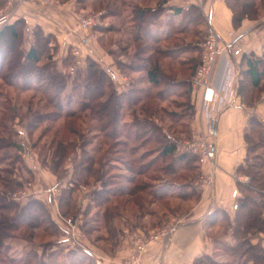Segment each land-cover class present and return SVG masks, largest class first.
Returning a JSON list of instances; mask_svg holds the SVG:
<instances>
[{
	"label": "rangeland",
	"instance_id": "374dc122",
	"mask_svg": "<svg viewBox=\"0 0 264 264\" xmlns=\"http://www.w3.org/2000/svg\"><path fill=\"white\" fill-rule=\"evenodd\" d=\"M92 2L93 12L85 15L101 12V20L105 24L88 30L80 29L90 32L96 41L95 50L90 54L82 50L80 43L78 47L72 45L73 50L80 49V55L75 56L73 50L70 49L73 63L70 67H65L62 60L68 53L60 49L57 36L52 34V62H56L61 70L68 72L74 78L77 70L86 66V58H90L109 72L113 79L112 91L115 90L118 93L116 86L114 87V71L118 72L114 69V59L118 63V58L123 56L122 62L131 63L138 68L136 71H129L121 67L125 71L120 70V72L129 78L127 85L130 84L132 78L138 79L133 82L134 92L127 93V98H133V101H130L132 103L128 105V99L119 98L123 111H120L118 115L122 123L129 122L133 118H152L177 144V154L197 157L196 168L199 173L194 178L196 172L193 171L194 167H191V164L185 166L184 163H174L169 158H161L158 150L160 143L154 136L148 140L149 133L135 139V128L117 129L116 132L119 133L115 135V140H118L116 143L113 128L103 125L106 119L100 121L90 117L89 110L81 111L74 118L64 117L66 110H77L74 104L75 98L69 102L70 99L64 94L67 90L62 96L57 97L63 105L66 104L62 113L61 110H56L48 103L47 96L41 93L44 88L43 82L23 83L20 79H14L11 76L3 78L7 73L5 69L3 73H0V124L6 123L10 128L5 132L0 126V135H13L14 140L23 144V149L19 151L13 147L0 148V156L4 158L0 168L12 172L17 168L12 176L24 179V186L14 193L15 200L23 205L27 203L29 197L39 200L43 198L44 201H41L46 204L45 206L52 215L55 199L60 197L63 191L74 190L72 203L77 207L69 215H64L59 210L57 216L61 227L59 232H51L53 229L47 232L43 228L35 232L27 228L11 231V237L6 240V247L3 248L8 256L7 259L10 260L8 264H36L37 259L43 260L46 264H103L95 258L91 251H87L86 243L82 241L84 238L73 236L74 232H82L86 240L89 238L88 240L107 247L108 242L114 243L115 240L110 232H123L126 227L139 222L143 225L149 224L152 232L148 239L138 238L136 240L135 251L128 261V264H136L149 241L169 238L170 232L162 233L157 238L154 235L165 228L170 229L175 225L176 217L190 211L195 204V199H187L190 194L188 192H191L188 191L190 185L195 182L194 179L200 180L201 165L212 167L215 163L216 155L212 162H202L197 155L186 151L183 145L192 140L195 134L201 133L205 127L201 117L203 115L201 94L194 92L191 80V104L194 107L192 113L191 108L185 105L186 91L183 82L189 77L192 65L189 63V66L188 60L198 56L197 47L203 52L200 44L211 31L207 18L203 15V19H200L196 25L185 22L184 32L173 29L168 38L166 33H161L166 19L153 28V31L159 33L156 46L165 53L159 51L153 55L149 51L145 55L153 59L158 58L163 71L174 75L171 78L174 84L170 86L165 83V80L158 85H153L147 80L145 72L140 71L144 65L143 57L136 55V44L133 39L135 34L133 7L137 1H119L122 2L118 8L119 20L114 19V0H94ZM115 23L121 24L123 28L121 32L118 33L115 30ZM228 36L231 40H225L224 36L219 34L221 45L228 44L235 37L233 32H229ZM235 41L237 42L236 38ZM232 42L233 45L236 44L234 40ZM31 44L32 32L27 28L24 36V50L27 51ZM114 45L117 46L116 53ZM1 60L0 66L3 65L5 68L6 62ZM77 61H80L79 65ZM239 70L238 68L237 77ZM109 91V88L106 89L107 95ZM247 96L252 99L250 104L256 96H260V99L264 101V90L262 93L253 90V92H248ZM198 97H200V103ZM106 99L107 96L100 100L103 102ZM240 99L242 103L241 96ZM14 114H16L14 119H11ZM196 115L199 117L195 119ZM37 116L40 119H37ZM94 117L98 116L94 115ZM197 119H200L199 125L197 126L198 123H196L194 126L193 121ZM127 133L132 135L130 139H127ZM60 143L66 147V155L56 160L60 164L57 166L53 164L55 160L53 153ZM118 143L122 144L118 145ZM89 156H92L89 164L93 168L91 173H85L86 179L84 180L82 174L81 178L79 177L76 166L81 158H89ZM171 162L173 166L170 165ZM171 170L175 171L171 172ZM9 175L4 176L9 178ZM240 175L245 174L240 172ZM246 177L250 183V176L246 175ZM77 180H79L78 183H76ZM238 189L240 195L243 196L242 188L238 186ZM115 190H118L119 194L114 195ZM131 190L133 193H128ZM95 191L102 193L99 194L101 198L93 202V198L97 196L93 195ZM120 191L125 194L120 195L122 194ZM200 195L199 193V198ZM115 207L117 208L114 212ZM105 210L111 212L113 217L109 219L104 217ZM235 213L233 217L220 213L213 225L207 223V220L204 223L206 232H209L213 238L214 250L211 255L202 258V264H255L252 261H246L245 256L239 261L235 258L237 255L234 250L224 249L221 245V242H229L231 245L235 243L233 226L230 227L227 223L228 219L233 220ZM111 224L114 226L113 231L107 227V225L111 227ZM45 225L50 226V223L46 222ZM255 237L256 235L250 236V240H254ZM139 245L143 248L140 249ZM28 253H37L38 257L30 259L27 257Z\"/></svg>",
	"mask_w": 264,
	"mask_h": 264
},
{
	"label": "trees",
	"instance_id": "16d2710c",
	"mask_svg": "<svg viewBox=\"0 0 264 264\" xmlns=\"http://www.w3.org/2000/svg\"><path fill=\"white\" fill-rule=\"evenodd\" d=\"M67 1V0H61ZM85 1V0H79ZM146 2L144 7L139 5L134 8V43L136 44V55L138 57H143L144 65L140 71H144L149 83L153 85H158L165 80V83L170 86L173 83L171 79L172 74H167L162 69V66L158 58L153 59V57L146 56V52L153 55L162 52L158 48L157 42L159 39V33L153 31L151 25L161 24L162 21L158 20L160 15L163 13L164 4L168 0H142ZM156 1V7H151L150 2ZM116 2L114 0V13L116 9ZM3 3L0 0V5ZM228 7L233 12V24L235 28H238L244 19L256 20L258 19L262 12H264V0H226ZM178 11L181 12L179 9ZM203 13L200 7L191 5L190 8L184 11L183 22L174 25L170 21H165L162 25V32L166 33L167 38L170 36L171 30L183 31V24L187 22L191 25H196L200 19H203ZM200 22V21H199ZM29 28L27 22L24 19H19L12 24H6L0 28V59L5 61L6 64L0 66V73H3L6 69L3 78L11 76L14 79H20L23 83L28 82H43L44 88L41 91L42 94L47 96V102L50 103L56 110L63 113L64 106L62 101L57 97L62 96L64 93L68 96L71 101L75 98L74 104L77 106V110H66L64 112V117L74 118L83 110H89V116L96 118L100 121L105 120L104 126L112 127L114 131V141L117 129L135 128V139H139L145 134L149 133V139L156 138L160 143L158 148L161 158L171 159L174 163H184L185 166L194 167L196 175L197 173V163L198 159L196 156L188 154H177V144L171 140V137L166 132V130L160 126V124L154 122L152 118L141 119L133 118L131 121L122 123L119 112L123 111L122 104L119 102V98L128 99V105L133 98H127V93L134 92L133 82L136 79L132 78L130 82V88L124 92H114L112 91L113 79L109 72L97 64L94 60L86 58V66L84 68H79L77 74L72 78L68 72L61 70L56 62H52L51 53V42L53 35L46 33L40 26H34L29 28L32 32V44L29 46L27 51L24 50V36L25 29ZM183 29V30H182ZM169 33V34H168ZM191 46V45H190ZM198 46V44H197ZM193 47V46H192ZM191 47V49H192ZM199 50V54L196 58L191 57L190 62L191 68L189 72V77L184 80V86L186 91V102L188 108H191L192 113L194 112L193 104H191V80L195 73L196 67L200 63L202 49ZM73 56L70 51L63 58L62 62L65 67H70L73 63ZM135 57L133 56V60ZM118 67H121L129 71H136L138 68L131 63H124L118 60ZM148 63V66H147ZM3 64V62H2ZM190 66V64H189ZM24 69V71H23ZM189 69V68H188ZM239 76H238V94L242 98V104L246 107H254L260 100V96L254 97V101L250 104L252 99L247 96L248 92H253V90L262 93L264 90V52L261 56L256 55L254 52L241 54V59L239 61ZM125 71V70H122ZM167 86V87H168ZM115 87V85H114ZM109 88V94L107 95L106 89ZM107 96V99L101 102V98ZM246 99L248 101H246ZM99 101V102H97ZM137 101V100H136ZM132 103V102H131ZM130 103V104H131ZM14 112V110H12ZM16 113V112H14ZM16 114L13 115L14 119ZM97 115L98 117H94ZM88 117V116H87ZM40 119L39 116L36 117ZM156 123V124H155ZM30 125V124H29ZM28 125V126H29ZM32 125V124H31ZM30 125V126H31ZM5 132L10 128L8 124H0ZM11 130V129H10ZM130 133V132H129ZM127 133V139H130L132 135ZM153 133V134H152ZM154 136V137H153ZM245 141L247 143V154L245 159V164L239 166L238 171L250 176V183L241 186L242 195L239 198L240 204L239 208L235 213L233 220L228 219L227 223L230 227L233 226L234 229V244L229 242H221L224 249L234 250L236 253V259H242L245 256L246 261H252L255 264H264V249L260 243H253L250 240V236L257 235L260 232L264 233V122L257 115L250 116L248 124L245 129ZM123 143V142H122ZM122 143H118L121 145ZM116 145V144H115ZM111 146V144L109 145ZM15 150L23 149V144L14 140L13 135L1 136L0 135V148H11ZM66 147L60 143L55 152L53 153L54 165H60L56 160L63 158L66 155ZM132 153V152H131ZM89 158L83 157L77 164V173L81 178V174L85 178V173H91L92 165L89 164L91 161ZM4 160L0 156V164ZM195 163V165H194ZM173 163L171 162L170 165ZM192 164L194 166H192ZM56 166V167H57ZM54 167V168H56ZM12 171H4L0 168V264H8L7 254L4 252L6 247V240L10 238L11 231L19 230L20 228H27L29 231L35 232L39 228H43L45 231L53 229L51 232H59L60 225L53 218L51 212L47 209L41 200L29 197L26 204H20L14 198V193L21 189L24 184V179L13 177L15 174ZM88 171V172H87ZM175 170H171V172ZM10 174L9 178H6L5 174ZM195 180V179H194ZM79 180L76 181L78 183ZM86 183V181H84ZM192 184L190 185L191 188ZM74 190L63 191L60 197V210L64 215H69L76 206L72 203V193ZM115 190V194H119ZM192 192V191H191ZM102 193V192H101ZM97 191L93 192V195H97L93 198V202H96L101 198ZM120 195L123 196L125 192L120 191ZM128 193H133L132 190ZM133 195V194H131ZM117 207L114 208V212ZM107 219L111 216V212L104 211ZM115 215V213H114ZM217 220L209 222L210 225L216 223ZM50 223V226L45 225V223ZM109 223V222H108ZM112 226L107 227L110 231H113ZM112 238H115L114 243L117 242V232H110ZM3 250V251H2ZM28 258H37L36 254H27ZM10 261V260H9ZM240 261V260H239ZM36 264H46L43 260H38Z\"/></svg>",
	"mask_w": 264,
	"mask_h": 264
},
{
	"label": "crops",
	"instance_id": "0c3cea01",
	"mask_svg": "<svg viewBox=\"0 0 264 264\" xmlns=\"http://www.w3.org/2000/svg\"><path fill=\"white\" fill-rule=\"evenodd\" d=\"M0 12L10 17L8 24L19 19H24L29 28L40 26L46 33L57 36L60 49L66 53L72 45L79 43L82 50L92 54L95 46V39L90 32L83 31L79 27V18L89 12H93L94 0H16L10 3L9 0H2ZM116 2L114 19L119 20L118 8L122 2ZM135 6L144 7L146 2L136 0ZM156 7V1L149 3ZM191 5L201 8L203 15L207 18L211 30L216 31L223 39L231 40L229 32H233L234 42H228L229 51L239 48L243 53L254 52L261 56L264 52V12L256 20L244 19L238 28L233 24V12L228 7L226 0H168L164 4L163 13L158 20L170 21L174 25L183 22L184 11ZM181 10L178 11V10ZM167 15V17H164ZM134 23V19H133ZM157 25H151L152 28ZM1 28V27H0ZM115 30L119 33L123 30L121 24L115 23ZM237 39V42L235 41ZM78 47V46H77ZM91 48V49H90ZM114 45V52L118 50ZM122 51V48H120ZM67 55V54H66ZM65 57V56H64ZM118 58V57H117ZM123 56L118 58L122 60ZM240 56L223 55L218 58L212 74L211 86L219 89L225 79L227 69L233 62L239 68ZM190 60H188L189 64ZM115 86L119 92L128 90V76L120 72L118 63L114 59ZM199 93L198 95H200ZM200 103V97H198ZM197 108V107H196ZM257 115L264 120V101L260 99L254 107H246L237 100L236 105L226 107L220 114L216 128V159L214 165H201V180H194L187 199H195L194 205L187 214L176 217L175 225L170 230L168 239L149 241L142 256H139L136 264H202V258L213 253L214 242L209 232H206L204 223L216 220L218 215L228 214L233 217L235 210L232 208L233 198L231 191L235 187L249 184L246 175H240L239 166L245 164L247 154V143L245 141V129L250 116ZM199 115V113H198ZM195 119L197 118V116ZM199 117V116H198ZM202 122L204 116L201 115ZM199 120H194V126L199 125ZM201 122V123H202ZM199 129V128H198ZM216 172L214 184L209 182L210 177ZM53 183H56L53 181ZM201 194L200 198L198 194ZM196 195V196H195ZM61 197V196H60ZM60 197L55 199L52 208V216L58 222L60 210ZM241 195L239 196V198ZM238 198V199H239ZM48 199V198H46ZM184 199V198H182ZM41 200L44 201L43 198ZM193 201V200H192ZM138 223V224H136ZM152 232L149 224L143 225L134 222L126 227L123 232H117V242L109 243L108 246H101L91 240H86L82 232H74L73 236L84 238L87 251H91L95 258L103 264H128L132 253L136 248L138 238H149ZM86 240V242H85ZM87 242L89 244H87ZM253 243H260L264 249V233L260 232ZM92 246V247H91ZM135 264V263H133Z\"/></svg>",
	"mask_w": 264,
	"mask_h": 264
},
{
	"label": "built area",
	"instance_id": "2783aa9c",
	"mask_svg": "<svg viewBox=\"0 0 264 264\" xmlns=\"http://www.w3.org/2000/svg\"><path fill=\"white\" fill-rule=\"evenodd\" d=\"M10 3L16 0H9ZM10 17L6 13L0 12V27L8 24ZM105 24L101 20V12L84 15L81 17L79 25L83 30H88L96 26H102ZM203 48L200 63L196 67L195 73L192 77V88L194 92L201 93V102L204 115V130L198 135L195 134L192 140L184 143V148L189 153L195 154L198 158L204 162H212L216 155L215 138H216V128L218 118L221 112L229 106H234L239 99L238 94V68L231 62L227 69V73L222 86L219 89H215L211 86L212 74L214 67L219 57L223 55L240 56L242 51L239 48H233L229 51L228 44L221 45L219 34L211 30L207 38L200 44ZM75 56L80 55V49L75 48L73 50ZM80 64V61H77ZM204 178L201 176L200 180ZM216 180V172L210 177L209 182L214 184ZM248 180V178H247ZM27 193V192H25ZM231 196L233 198V210L239 208L238 198L240 196L238 187H235L231 191ZM71 223V219L69 220ZM170 229L165 228L163 231L154 235L157 238L160 234L170 232ZM142 249L143 246L139 245Z\"/></svg>",
	"mask_w": 264,
	"mask_h": 264
}]
</instances>
